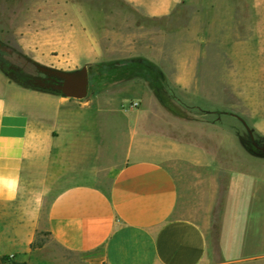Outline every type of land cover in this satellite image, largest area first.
<instances>
[{"label":"crops","instance_id":"0c3cea01","mask_svg":"<svg viewBox=\"0 0 264 264\" xmlns=\"http://www.w3.org/2000/svg\"><path fill=\"white\" fill-rule=\"evenodd\" d=\"M124 1L151 18L168 16L181 5L214 1L226 16L221 46L235 66L243 96L264 88V0ZM241 3L252 7L244 24L251 34L235 38ZM67 16V7L51 12L40 30L51 44L36 41L32 46L50 51L69 47L70 39L60 30ZM0 101V176L18 179V186L0 193V257L18 264H243L264 259V177L236 176L235 183H252L254 212L243 210L229 219L224 211L222 262L213 263L204 225L181 214V192L171 168L145 155L134 157L144 151L131 144L115 155L110 121L100 120V114L93 119L91 105L23 86L2 71ZM252 127L264 132L260 104L253 108ZM250 156L264 166V153ZM68 160L77 166L69 170ZM66 181L70 184L59 188ZM43 232L61 251L35 248Z\"/></svg>","mask_w":264,"mask_h":264},{"label":"rangeland","instance_id":"374dc122","mask_svg":"<svg viewBox=\"0 0 264 264\" xmlns=\"http://www.w3.org/2000/svg\"><path fill=\"white\" fill-rule=\"evenodd\" d=\"M61 7H67L60 30L69 47H33L51 44L40 30ZM237 14L235 38H246L252 7L241 3ZM226 28V16L214 1L181 5L168 16L151 18L124 0H0V60L28 59L65 72L87 67L89 94L78 101L91 105L93 119L100 114V120L110 121L115 155L131 144L146 153L134 152V157L145 155L171 168L181 192V214L204 225L213 263L222 262L224 211L229 219L243 210L254 212L252 183H235L236 176L264 177V166L250 156L260 151L249 134L264 145L263 130L252 127L253 108L264 107V88L243 96L235 66L221 46ZM132 61L148 63L158 80L148 81L136 64L127 66ZM67 163L69 170L77 166ZM40 247L61 251L47 232L37 239L35 248ZM243 264H264V259Z\"/></svg>","mask_w":264,"mask_h":264},{"label":"water","instance_id":"95a60500","mask_svg":"<svg viewBox=\"0 0 264 264\" xmlns=\"http://www.w3.org/2000/svg\"><path fill=\"white\" fill-rule=\"evenodd\" d=\"M40 70L41 72L46 73L49 78H53L58 82L49 83L44 78H35L30 80V83L35 87L60 92L62 95L76 100H83L88 96L90 88V76L87 67L72 72L53 70L46 67H40ZM249 134L252 144L261 153H264V145H259L255 141L250 130Z\"/></svg>","mask_w":264,"mask_h":264},{"label":"trees","instance_id":"16d2710c","mask_svg":"<svg viewBox=\"0 0 264 264\" xmlns=\"http://www.w3.org/2000/svg\"><path fill=\"white\" fill-rule=\"evenodd\" d=\"M4 52L0 50V55H3ZM0 64L3 68V71L13 80H15L16 82L20 83L23 86L26 87H30V88H36V89H40L38 87H35L33 84L30 83V80L35 79V78H45V76L48 77V75L46 73L41 72L40 70V65H38L37 63L26 59L25 61H20L18 60L17 63H10L9 61H1L0 60ZM134 64H136L137 66H140L142 68V70L140 71L141 75L145 76V78L148 81H152V82H156L158 79L155 77V71H153L152 67L145 62H135L132 61L130 62L127 66L129 67H133ZM47 82L51 83L50 81H48V79H46ZM41 90H46V89H41ZM49 92H53V93H57V94H61L60 92H56L53 90H46ZM12 261V258L10 257H0V264H3L4 262H9ZM12 264H18L13 262Z\"/></svg>","mask_w":264,"mask_h":264},{"label":"clouds","instance_id":"9594fccd","mask_svg":"<svg viewBox=\"0 0 264 264\" xmlns=\"http://www.w3.org/2000/svg\"><path fill=\"white\" fill-rule=\"evenodd\" d=\"M0 104H3V101H0ZM16 184L18 186V179H10L3 176H0V193L5 189L9 188L11 185ZM40 200H37V205H39Z\"/></svg>","mask_w":264,"mask_h":264},{"label":"flooded vegetation","instance_id":"af4514ba","mask_svg":"<svg viewBox=\"0 0 264 264\" xmlns=\"http://www.w3.org/2000/svg\"><path fill=\"white\" fill-rule=\"evenodd\" d=\"M45 78L48 79V81L53 82V83H54V82H58V81H55L53 78H49V77H47V76H45Z\"/></svg>","mask_w":264,"mask_h":264}]
</instances>
